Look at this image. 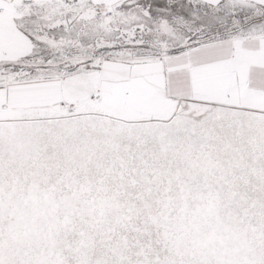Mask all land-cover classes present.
Listing matches in <instances>:
<instances>
[{
    "label": "snow or ice",
    "instance_id": "1",
    "mask_svg": "<svg viewBox=\"0 0 264 264\" xmlns=\"http://www.w3.org/2000/svg\"><path fill=\"white\" fill-rule=\"evenodd\" d=\"M0 264H264V0H0Z\"/></svg>",
    "mask_w": 264,
    "mask_h": 264
}]
</instances>
